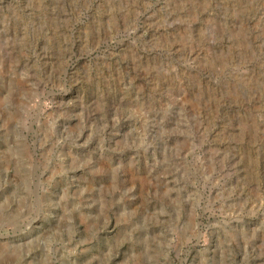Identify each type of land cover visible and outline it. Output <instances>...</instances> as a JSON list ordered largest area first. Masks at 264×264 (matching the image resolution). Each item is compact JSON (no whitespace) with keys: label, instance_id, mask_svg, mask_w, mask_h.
Returning <instances> with one entry per match:
<instances>
[{"label":"rangeland","instance_id":"rangeland-1","mask_svg":"<svg viewBox=\"0 0 264 264\" xmlns=\"http://www.w3.org/2000/svg\"><path fill=\"white\" fill-rule=\"evenodd\" d=\"M0 264H264V0H0Z\"/></svg>","mask_w":264,"mask_h":264}]
</instances>
